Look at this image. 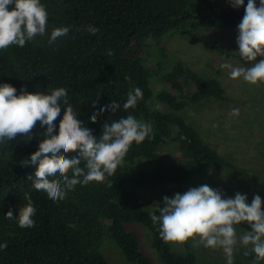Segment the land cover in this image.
Segmentation results:
<instances>
[{"label":"trees","instance_id":"16d2710c","mask_svg":"<svg viewBox=\"0 0 264 264\" xmlns=\"http://www.w3.org/2000/svg\"><path fill=\"white\" fill-rule=\"evenodd\" d=\"M42 3L49 12L46 34L37 35L24 47L11 45L0 50V83L16 87L17 94L25 86L33 93L68 92L72 106L81 113L79 119L97 137L106 121L129 113L150 123L153 132L152 138H146L142 144L133 143L113 176H106L103 182L77 185L64 200L57 202L35 190L29 177L35 180L39 169L25 164L46 143L38 138L43 134L42 126L34 125L30 132L34 138L29 141L24 140V134H17L8 143L0 144V243L7 245L0 250V264H109L101 250L108 237L114 239L132 264H155L145 242L158 253L163 264H200L195 252L184 255L173 251V242L166 243L160 238L159 228L149 215L156 206L147 205L139 193L155 188L160 194L157 203H163L165 196L171 198L179 189L185 192L189 183L214 168L230 164L182 116L185 97L154 88L161 62L147 58L152 46L146 40H160L166 34L188 28H238L244 9L224 8L217 0H42ZM61 26L69 28L72 35L49 45L51 32ZM90 27L98 29L95 35L88 34ZM182 62L164 76L171 87L182 92L185 85H192L191 94L183 92L193 102L228 99L220 81L195 75ZM136 87L142 89L143 99L125 112L123 102ZM113 100L121 104L118 112H107L96 123L89 120L94 111ZM63 120L62 117L58 130ZM165 146L173 148L170 162L162 151ZM63 155L72 158L78 152ZM28 196L36 205L38 227L25 231L5 214L9 210L16 214L19 207L29 206ZM137 225L148 230L145 237L140 236ZM244 252L236 254L234 264H254L255 254ZM257 264H264V260Z\"/></svg>","mask_w":264,"mask_h":264},{"label":"clouds","instance_id":"9594fccd","mask_svg":"<svg viewBox=\"0 0 264 264\" xmlns=\"http://www.w3.org/2000/svg\"><path fill=\"white\" fill-rule=\"evenodd\" d=\"M228 2L234 9L244 8L236 43L240 56L254 63L244 67L225 62L222 67L230 70L232 79L242 78L253 85L264 83V59L257 62L258 57H264V0H247V4L245 0ZM48 19L49 12L42 0H0V50L11 45L24 47L37 35L44 36ZM97 31L90 27L88 34L95 35ZM71 35L69 28L56 27L48 44L54 45ZM163 80L170 85L165 78ZM17 91L9 83H0V144L8 143L17 134H24V140L29 141L34 138L30 135L34 125L42 126L43 134L38 138L46 143H42L39 151L32 153L25 164L39 169L35 180L29 177V181L37 192L47 194L52 202L64 200L77 185L103 182L106 176H113L133 143L140 145L146 138H152L151 124L131 113L106 121L97 137L92 129L85 127L86 122L79 119L81 113L72 106L68 92L33 93L27 86L21 88L19 94ZM141 99L143 91L136 87L127 94L123 110L127 112L134 108ZM120 109L121 104L113 100L94 111L89 120L96 123L105 113H116ZM239 114V109L232 110L233 116ZM62 117L64 120L58 130ZM70 152H78V156L63 155ZM27 200L29 206L19 207L16 214L12 210L5 214L8 219H15L25 231L38 227L36 205L31 196ZM149 215L166 243L199 237L203 247L222 249L226 264H234L238 244L246 248L251 245L254 264L264 260V200L258 194L249 202L246 194L237 192L234 197H225L220 189L203 184L184 193L177 192L171 198L165 196L163 203H156L155 211ZM242 222H247L251 231L245 230L240 235L236 226ZM6 247V243H0V250ZM244 255L249 252L246 250Z\"/></svg>","mask_w":264,"mask_h":264},{"label":"rangeland","instance_id":"374dc122","mask_svg":"<svg viewBox=\"0 0 264 264\" xmlns=\"http://www.w3.org/2000/svg\"><path fill=\"white\" fill-rule=\"evenodd\" d=\"M219 5L230 8L228 0H217ZM247 4V0H245ZM244 9V8H242ZM238 28L214 29L203 27L199 30L186 29L181 32H171L160 40L147 39L146 43L152 46L147 58L161 62L158 72L160 77L154 88L158 91H167L176 97H185L186 105L181 112L186 121L193 125L204 142L209 143L222 154L230 166L214 168L199 180L189 183L187 190L207 184L214 189H220L225 197H234L237 192L246 194L251 202L254 195H260L264 200V83L249 84L242 78H230L228 69L222 65L231 62L234 66L251 67L253 61L242 58L238 52L236 38ZM147 47V45L145 46ZM230 50L232 55H227ZM144 52V50H143ZM264 57H258L257 62ZM183 61V65L193 71L195 75L207 79L216 78L226 89L228 99H206L193 102L190 96L183 91L192 93V85H185L184 90L167 85L163 80L172 72L174 65ZM184 81V79L182 80ZM166 84V85H165ZM239 109V116H233L232 110ZM171 146H165L162 151L172 161ZM175 157V155H174ZM147 163V162H145ZM155 165V163H153ZM148 167H154L148 164ZM227 187L224 188V183ZM186 190V191H187ZM179 193H184L179 189ZM144 202L154 207L160 200L157 189L141 190L139 193ZM140 236H146L148 230L135 226ZM238 234L245 230L251 231L244 222L236 226ZM145 249L155 264H163L158 253L145 242ZM173 251L182 254L195 252L200 264H214L226 261V254L220 248H205L199 243V237L185 242H173ZM109 264H132L122 254V250L114 239L108 237L101 248ZM251 251L237 245L236 254L240 251ZM219 261V262H218Z\"/></svg>","mask_w":264,"mask_h":264}]
</instances>
